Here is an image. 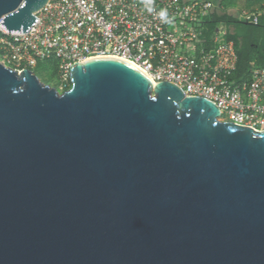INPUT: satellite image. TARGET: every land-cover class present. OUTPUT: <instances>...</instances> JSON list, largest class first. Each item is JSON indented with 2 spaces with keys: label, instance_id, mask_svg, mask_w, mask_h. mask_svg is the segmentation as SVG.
<instances>
[{
  "label": "water",
  "instance_id": "water-1",
  "mask_svg": "<svg viewBox=\"0 0 264 264\" xmlns=\"http://www.w3.org/2000/svg\"><path fill=\"white\" fill-rule=\"evenodd\" d=\"M49 2L0 0V26ZM70 81L0 61V264H264V132L119 58Z\"/></svg>",
  "mask_w": 264,
  "mask_h": 264
},
{
  "label": "built area",
  "instance_id": "built-area-1",
  "mask_svg": "<svg viewBox=\"0 0 264 264\" xmlns=\"http://www.w3.org/2000/svg\"><path fill=\"white\" fill-rule=\"evenodd\" d=\"M222 0H50L36 14L28 33L0 26V51L9 67L30 69L38 62L59 61V78L69 83L70 68L99 57L132 63L155 83L171 82L189 97L210 100L220 120L264 132V65L236 84L235 43L231 29L219 26L210 48L204 22L224 12ZM257 12L225 11L257 23ZM2 23V22H1ZM0 23V24H1Z\"/></svg>",
  "mask_w": 264,
  "mask_h": 264
},
{
  "label": "trees",
  "instance_id": "trees-1",
  "mask_svg": "<svg viewBox=\"0 0 264 264\" xmlns=\"http://www.w3.org/2000/svg\"><path fill=\"white\" fill-rule=\"evenodd\" d=\"M244 2L250 12H257L263 9L262 4L264 3V0H244ZM224 23L228 26L232 25L234 27L244 26L249 30V32L243 36L235 33L233 30L227 37V40H232L235 43L238 61L232 80L236 84H239L250 79L252 71L255 68L264 65V39L260 37V34L264 32V14L259 16L257 23L239 20L236 16L229 15L225 11L211 14L204 22V40L208 42V48H210L215 30ZM1 55L2 52H0V56ZM45 61L51 65L53 71L52 76L47 77L41 72L34 73L43 83L54 87L58 91L57 88L59 84L52 86L51 83L54 79H60L59 61L55 58H50ZM39 64L40 62L37 66ZM23 69H26V67L20 68V70ZM71 87V82L65 84L63 93L70 90Z\"/></svg>",
  "mask_w": 264,
  "mask_h": 264
},
{
  "label": "rangeland",
  "instance_id": "rangeland-1",
  "mask_svg": "<svg viewBox=\"0 0 264 264\" xmlns=\"http://www.w3.org/2000/svg\"><path fill=\"white\" fill-rule=\"evenodd\" d=\"M222 6L224 8V11H230L231 9L238 10V12H236V15H240L243 11H247V10L249 11V8H247V6L245 5L244 0H222ZM222 26L229 28L232 31L234 30L235 33H238L239 35H242V36L246 35L249 32V30L244 26L234 27L232 25L228 26L226 23L222 24ZM260 37L264 39V32L260 34ZM0 61L6 66H9L8 62L6 61L4 57L0 56ZM30 70L33 72H41L43 73V75L47 77L52 76V73H53L51 65L46 61L40 62L38 66L36 65L35 67L30 68ZM56 83L59 84V89H58L59 92L63 93L64 83H62V80L54 79L51 85L54 86L56 85Z\"/></svg>",
  "mask_w": 264,
  "mask_h": 264
},
{
  "label": "flooded vegetation",
  "instance_id": "flooded-vegetation-1",
  "mask_svg": "<svg viewBox=\"0 0 264 264\" xmlns=\"http://www.w3.org/2000/svg\"><path fill=\"white\" fill-rule=\"evenodd\" d=\"M58 80H59V79H58ZM69 82H71L70 79H69ZM56 85H57V83H56ZM56 85H55V86H56ZM57 89H59V85H58V88H57ZM58 91H59V90H58ZM59 93H60V92H59Z\"/></svg>",
  "mask_w": 264,
  "mask_h": 264
},
{
  "label": "crops",
  "instance_id": "crops-1",
  "mask_svg": "<svg viewBox=\"0 0 264 264\" xmlns=\"http://www.w3.org/2000/svg\"><path fill=\"white\" fill-rule=\"evenodd\" d=\"M248 11V10H247Z\"/></svg>",
  "mask_w": 264,
  "mask_h": 264
}]
</instances>
